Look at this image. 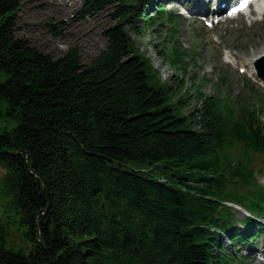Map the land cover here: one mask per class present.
<instances>
[{"label":"trees","instance_id":"obj_1","mask_svg":"<svg viewBox=\"0 0 264 264\" xmlns=\"http://www.w3.org/2000/svg\"><path fill=\"white\" fill-rule=\"evenodd\" d=\"M143 4L84 0L82 17L115 7L118 20L84 65L79 50L55 58L18 37L19 1L0 0V164L27 242L14 244L0 217V264H232L218 241L234 219L225 202L264 213L252 186L256 163L264 170V97L261 109L201 90L172 103L187 75L150 83L133 35L164 16ZM172 43L162 56L186 71ZM137 165L147 168H127Z\"/></svg>","mask_w":264,"mask_h":264},{"label":"rangeland","instance_id":"obj_2","mask_svg":"<svg viewBox=\"0 0 264 264\" xmlns=\"http://www.w3.org/2000/svg\"><path fill=\"white\" fill-rule=\"evenodd\" d=\"M18 1L21 6L18 11V37L29 40L33 46L55 58L64 56L70 50H79L84 65L91 63L106 48L108 41L105 32L118 23L117 18L114 17L115 7H110L92 16L82 17L84 0ZM184 1V5L195 2L194 0ZM163 3L170 4L167 7L168 11L178 17L180 32L176 39L183 50L188 53V58L183 63L187 64L188 69L185 71L180 68L181 64L174 66L162 56L164 48H167L169 53L171 52L169 48H172L173 45L170 43L172 26L168 21H165L164 24L159 23L154 29L147 30L142 37L133 35L134 51L140 54L150 67V83L154 87L162 85L174 87L177 79H182L187 75L185 90L173 95L172 103L177 104L182 97L187 99L197 95L200 90L213 97L220 94L226 97L228 94L231 102L237 103L236 96L244 91L243 86H245L246 80L239 73L238 66L228 64L224 57L228 58L227 53H236L242 59L241 65H246V61L253 57L255 51L253 46L259 45L258 51L264 46V23L258 22L256 25L250 26L243 18H240L210 30L200 21L180 16L176 3L170 1ZM189 6L191 7V5ZM192 52H195L194 56ZM221 70L225 72L228 81L225 92L217 90L214 86ZM261 87L264 89L263 86ZM262 91L264 93V90ZM251 101L255 107L261 109L258 98ZM197 107H199V101L194 99L188 106L181 109L180 113L189 116L194 113ZM262 120L264 122V112ZM260 165L261 162H258L255 167H260ZM127 168L144 172L147 167L137 165ZM9 174L8 168L0 164V217L10 224L12 229L10 240L21 247L27 243L25 241L26 229L17 213L14 212L11 199L5 191ZM259 181L264 186V173L259 175ZM230 210L239 220L246 215L237 205H231ZM256 221L260 225L261 233H264V222L259 221L258 218ZM240 229L242 230V227ZM221 241L225 247H230L227 235L222 236ZM263 248V236L257 243L253 241L251 244L239 245L242 255L248 257L247 264H263L259 262L256 254L257 250Z\"/></svg>","mask_w":264,"mask_h":264},{"label":"bare ground","instance_id":"obj_3","mask_svg":"<svg viewBox=\"0 0 264 264\" xmlns=\"http://www.w3.org/2000/svg\"><path fill=\"white\" fill-rule=\"evenodd\" d=\"M263 55H264V48H263L262 51H260V52L258 53V56H263ZM230 58H232V57H230ZM161 181H164V180H161Z\"/></svg>","mask_w":264,"mask_h":264},{"label":"water","instance_id":"obj_4","mask_svg":"<svg viewBox=\"0 0 264 264\" xmlns=\"http://www.w3.org/2000/svg\"><path fill=\"white\" fill-rule=\"evenodd\" d=\"M25 156H26V155H25ZM39 241H40L41 243H43L42 240H41V238H40V235H39Z\"/></svg>","mask_w":264,"mask_h":264}]
</instances>
